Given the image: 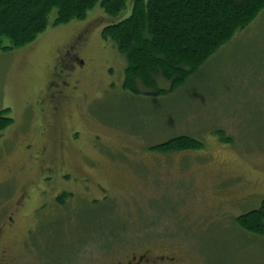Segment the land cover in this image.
Listing matches in <instances>:
<instances>
[{"label": "rangeland", "instance_id": "rangeland-1", "mask_svg": "<svg viewBox=\"0 0 264 264\" xmlns=\"http://www.w3.org/2000/svg\"><path fill=\"white\" fill-rule=\"evenodd\" d=\"M53 19L33 42L0 50V111L12 119L0 132V194L8 211L23 189L37 193L45 182L54 184L41 201L72 195L60 217L42 219L54 236L33 232L30 244L23 213L39 200L25 202L13 215L15 236L0 243L9 254L0 264H125L141 254L147 264L155 256L169 264L170 255L171 264H264V237L236 222L264 199V10L184 85L154 97L123 89L126 62L101 38L113 19L98 5L83 20ZM79 35L84 67L64 77L68 98L48 131V107L63 90L58 59ZM178 135L203 146L149 151ZM42 146L60 166L40 172Z\"/></svg>", "mask_w": 264, "mask_h": 264}, {"label": "trees", "instance_id": "trees-1", "mask_svg": "<svg viewBox=\"0 0 264 264\" xmlns=\"http://www.w3.org/2000/svg\"><path fill=\"white\" fill-rule=\"evenodd\" d=\"M96 5L113 19L100 35L125 59L123 89L153 97L184 85L264 10V0H0V50L33 42L52 14L53 25L83 20ZM7 110L0 111V132L12 122ZM202 146L196 138L178 135L149 151L169 154ZM236 222L242 230L264 237V199Z\"/></svg>", "mask_w": 264, "mask_h": 264}, {"label": "flooded vegetation", "instance_id": "flooded-vegetation-1", "mask_svg": "<svg viewBox=\"0 0 264 264\" xmlns=\"http://www.w3.org/2000/svg\"><path fill=\"white\" fill-rule=\"evenodd\" d=\"M81 45H83V43L81 40V35H79L77 38H75V41L73 42L72 45L68 46L67 48H65V50H63V53L60 54V57L58 59L59 62L57 64L62 65V71H64V73L60 76L61 82L63 84V90H60L59 93L54 95L55 102L50 103V105L48 107V110H47L48 111L47 112L48 118L47 119L49 120L50 123H48V122H47L48 124L45 123L46 126L48 127V131L51 129V127H54V126H52L51 121L52 122L55 121L57 124L60 122V121L56 120L55 116H58L60 114V112H59L60 104H62L68 98V94L63 92L64 89H66V86L68 88V81L65 80L64 77L66 75H68L69 73H71L72 69H76V67H75L76 63H77L78 69L84 67V60L79 58L77 55L78 49ZM54 68L57 71V65H55ZM56 76H57V72L55 73L53 70V73L51 72L52 79L49 80L47 85L45 84L46 88H50V86L53 84L54 77H56ZM60 120H61V118H60ZM48 131H46L45 133H47ZM42 136H43V133H42ZM56 137H59V136H56ZM54 138H55V136H54ZM58 139L59 138H57V141H58ZM50 143H51V141H50ZM34 146H35V144H34ZM59 146L60 145L57 144V147H54V148H59ZM35 151H36V154L38 155V158L35 160H41V161L44 160V165L42 164V166L40 168L41 169L40 172H44L45 170L51 171L52 167H49V165L50 164L56 165L57 163L55 162L56 163L55 164L54 160L61 159V157L55 158L52 156L53 151L50 150V147L42 146L39 150L35 149ZM57 165L60 166L61 163L57 164ZM5 178H3L1 180L0 186L2 184V181L5 180ZM32 184L34 185L35 183H32ZM49 184H54V182H45L44 183V189H40L37 193L32 192V194L29 192L28 187L25 190L22 188L23 192L19 193L18 196L15 197L14 201H11L8 203V207H10L9 211H8V208L6 207L7 203L6 204L3 203L6 201L7 197H2V195L0 194V243L3 239L9 240L11 242L12 237L15 236V235L10 233L12 231V229H14V227H15V221L13 219V215L18 214L20 212H23L22 207H23L24 203L25 202L31 203V201H33L34 197H36L39 200L38 204L28 208V211L31 212V214L29 216L27 215L28 213L26 211H25V213H23V217L27 219V221H26L27 226L23 230V234L27 235L26 236L27 237V243L30 244V236L32 235L33 232H36L35 234H37L38 237L42 236V235H44L45 237L54 236L55 224H51L50 228L45 226V225H41L42 223H44V220H42V219L54 221V219L60 217V215H58V213L61 211V209H64L62 207L66 203V197H68V196L70 197V195H72V192H69V191L67 192L66 190H61V191L57 192L56 195L53 196L52 199L47 200V201H41L42 199H40L39 195L45 194L47 192L46 187ZM39 185L40 184L37 185V183H36V186H39ZM95 185L97 186V184H95ZM34 194H35V196L33 197ZM88 200H90V199H88ZM27 216H28V218H27ZM29 218H31L29 220L30 224L28 223ZM38 243H40V242L38 241ZM10 246L8 248V251L12 254V249ZM3 247H4L3 243H2V247L0 244V253L2 255L0 260H5L8 263L9 254L6 250L7 246H5V249H3ZM46 247H47V245H46ZM12 255H14V254H12ZM164 258H165L164 256H155L151 260L152 264H160V263H162V259H164ZM167 259L171 260L172 261L171 263H173V261H174V257H171V255L168 256ZM148 262H150V261L148 260V258H146V254L145 255L141 254L138 256H135V255L132 256L131 259H129L125 262V264H144V263L147 264ZM171 263H169V264H171Z\"/></svg>", "mask_w": 264, "mask_h": 264}]
</instances>
